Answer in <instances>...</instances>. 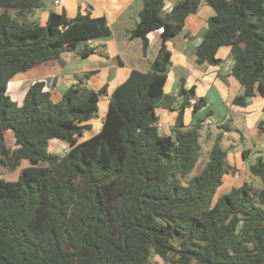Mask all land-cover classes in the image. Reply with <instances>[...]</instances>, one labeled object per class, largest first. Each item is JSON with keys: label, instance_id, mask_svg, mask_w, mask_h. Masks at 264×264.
Returning <instances> with one entry per match:
<instances>
[{"label": "trees", "instance_id": "trees-1", "mask_svg": "<svg viewBox=\"0 0 264 264\" xmlns=\"http://www.w3.org/2000/svg\"><path fill=\"white\" fill-rule=\"evenodd\" d=\"M200 0H143L131 37L159 30L161 43L148 71L132 69L110 94L100 129L85 137L106 86L85 85L87 72L58 101L42 78L10 94L12 78L48 61L63 65L62 53L86 58L90 45L107 37L104 16L50 10L44 24L32 16L45 0H0V264H264V161L249 164L261 186L247 181L215 196L224 174L222 133L213 140L203 167L197 117L205 104L195 86L179 82L164 92L177 35ZM213 15L194 48L195 64L219 65L228 48V73L241 91L231 104L245 107L264 98V0H204ZM53 79L51 87L55 86ZM179 98L177 106L172 104ZM176 111L169 134H161L156 108ZM224 125H226L224 123ZM264 134V119L258 123ZM85 137V138H84ZM84 138V139H82ZM63 139L62 153L49 150ZM248 149L242 151L245 157Z\"/></svg>", "mask_w": 264, "mask_h": 264}, {"label": "crops", "instance_id": "crops-1", "mask_svg": "<svg viewBox=\"0 0 264 264\" xmlns=\"http://www.w3.org/2000/svg\"><path fill=\"white\" fill-rule=\"evenodd\" d=\"M52 1L54 2V0ZM59 2L60 0L58 3ZM172 4L168 7L170 8ZM142 5L143 0H62V3L58 6L61 9L58 10V12L65 10L68 16H75L80 11L81 13L90 12L92 16H104L111 28V34L109 36L97 38L91 42V45L94 46V52L92 54L86 58H81L77 54L73 57V61L79 58L82 59V61L89 62L85 69V72L89 73L84 81L86 86L94 90H99L101 87L106 86L107 93L101 95L106 100V109L110 94L116 85L123 81L132 69L148 71L151 67V62L158 54L161 43L159 30L154 31L150 35L145 51L143 50L142 39L139 37H131V30L136 26L138 14ZM206 11H208L207 8ZM192 18L198 19L197 13L188 15L182 30L177 35L170 38L166 43L167 48L171 52V64L169 69L171 65L174 67V64H178L181 69V71H178L181 72V74H178V77H183L184 74H187L189 77L185 86L190 87L194 85L195 93H197L195 83H201L202 89L206 94L204 97L205 104L198 109L195 114H192V106L187 107L189 112L186 124L193 123L201 112L207 113V116L210 115L213 117L214 113L208 114L212 111V109L209 108L213 104L212 102L223 103L231 110L244 108L231 104L232 98L241 91V87L238 81L228 73L230 64V60L227 58L228 48H221L218 51L217 56L222 58L219 65H209L205 63L197 66L195 64L194 48L200 43L202 37H200L199 34L197 36L192 35L189 25L197 22L192 21ZM201 26L202 24L199 25V28H201ZM174 41H179L177 42L179 46L175 44ZM70 54L71 52L62 53L63 65H60L57 61H49L51 62L49 72L51 74L64 72V69L68 68L66 62H70L71 60ZM222 67H224V73L221 72ZM173 71V78L176 80V83H178V77L174 69ZM26 72L29 73V71ZM213 72L215 74L211 76ZM55 78L56 77H54V79ZM168 78L169 73L167 74L166 81ZM56 83L57 81L55 84ZM178 88L179 85L173 89V92H171L172 94H167L176 95ZM232 89L234 90L232 91ZM199 96L201 97L202 94L198 95V97ZM254 97L260 98V96ZM196 98L197 97L193 98L191 102L195 101ZM179 102L180 99L177 98L172 106H177ZM157 108L156 114L159 116V131H163V134H169L170 128L175 121L176 111L166 106H159ZM106 109L104 110L105 113ZM258 109L264 110V101ZM244 149L246 148L241 149V153Z\"/></svg>", "mask_w": 264, "mask_h": 264}, {"label": "rangeland", "instance_id": "rangeland-1", "mask_svg": "<svg viewBox=\"0 0 264 264\" xmlns=\"http://www.w3.org/2000/svg\"><path fill=\"white\" fill-rule=\"evenodd\" d=\"M177 1L178 0H165L166 6L164 7V9H168V6L170 4ZM45 2L47 3V5L43 9H37L34 16H32L33 19L37 20L40 24L45 23L48 12L50 10L57 12L58 10H61L58 6L62 3V0H60L59 3H55L52 0H45ZM206 8L208 11H206ZM196 13L198 15V19H191L192 21L197 22L195 24L189 25L190 31L193 36H197L199 34L200 37H203L207 29V19L208 17H210V15H213V11L204 2V0H200ZM262 19L264 23V16L262 17ZM200 24H202L203 29L202 26L201 28H199ZM177 42L179 41H174V43L179 46V43ZM75 54V52H71V60L70 62H66L68 68L64 69V72H59L58 74H51L49 72L51 64V62L49 61L37 67L35 66L30 68L28 70L29 73H17L11 80V85L9 87L10 94L23 92L27 89L28 83L31 80L35 78H42L46 81V85H48L51 90L52 100H60L63 93L70 86V84L76 81L77 77H80L84 74V72L86 71L85 69L89 64L88 61H82V59L79 58H77L76 61H73V57L75 56ZM173 69L175 70V74L177 75V77L178 74H181V72H178L181 71L178 64H174V67L173 65H171V68L168 71L169 78L164 86L165 93L172 94L171 92H173V89H175V87L179 85L181 79L184 78L185 83L189 80L188 75L184 74L183 77H178V83H176V80L173 78ZM214 72L211 73V76L215 74ZM221 72L224 73V67H222ZM54 77H56L55 80L57 81V83L54 87H51V83ZM195 85L197 87V93H195V96L198 97V95L202 94V96L205 97L206 94L202 89L201 83L196 82ZM233 90L234 89H232V91ZM263 101L264 98L261 97L250 98L244 108H236L237 110H231L223 103L212 102L213 104L211 105V107H209L212 109V111H210L208 114L214 113L213 117H211L210 115L207 116V113L203 112L198 115L204 120L205 123L200 130L202 156L200 157L198 165L192 171L191 175H194L197 170L203 167L208 159V151L212 145V142L220 132L222 133L221 147L226 151V157L224 160L229 166L236 168L234 172L230 171L224 174L222 183L220 186H218L215 196L221 194V192L223 193L226 190H230L232 186H239L245 181L256 188L262 185L260 178L250 172L249 164L254 162L257 157H261L264 161V134L259 133L257 126L259 121L264 119V110L258 109L262 105ZM105 102L106 100L103 98V96H100L97 111L95 115L87 122L90 124V130L85 133V137L90 136L100 129L102 125V119L105 114L104 110L106 109ZM187 107L184 109L183 113V120L185 123H187V115L189 112ZM157 109L158 108H156V111ZM224 123L226 125H224ZM160 133L163 134V131H161ZM67 148V142L63 139H53L49 144L50 151L60 154H62ZM242 148H246V150L248 149L245 157L241 153ZM18 173L19 169L12 172H6L0 168V177L6 180L17 178Z\"/></svg>", "mask_w": 264, "mask_h": 264}, {"label": "built area", "instance_id": "built-area-1", "mask_svg": "<svg viewBox=\"0 0 264 264\" xmlns=\"http://www.w3.org/2000/svg\"><path fill=\"white\" fill-rule=\"evenodd\" d=\"M58 1H59V0H54L55 3H58ZM90 45H91V43H90Z\"/></svg>", "mask_w": 264, "mask_h": 264}]
</instances>
